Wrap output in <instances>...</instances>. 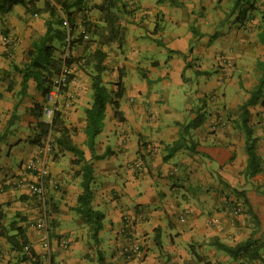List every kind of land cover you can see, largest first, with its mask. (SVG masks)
<instances>
[{
    "label": "crops",
    "instance_id": "0c3cea01",
    "mask_svg": "<svg viewBox=\"0 0 264 264\" xmlns=\"http://www.w3.org/2000/svg\"><path fill=\"white\" fill-rule=\"evenodd\" d=\"M46 1L35 5L42 10ZM113 2L125 6L120 12L125 32L121 46L104 47L120 70L110 73L113 66L106 64L102 74L118 103L117 111L106 106L94 141L93 154L103 159H93L85 145L91 73H73L56 103L57 110L62 98H71L64 126L93 170L91 205L104 216L99 245L93 247L97 259L88 256L90 232L73 211L81 191L79 167L71 164L75 157L57 150V158L47 157L42 145L49 140L39 126L44 120L39 107L46 103L42 89L34 77L23 85V74L15 69H24L50 13L32 15L19 5L0 13V225L24 227L31 248L28 261L19 263L25 255L0 237V264H260L231 258L214 245L233 247L253 235L263 244L264 258V198L255 195L264 185V88L259 103L249 108L262 168L252 178L243 175L247 155L239 113L228 114L239 112L258 83L256 62L264 61L259 28L243 29L226 19L222 6L229 0ZM102 3L84 1L81 25H102L97 10ZM223 54L232 61L228 77L217 68ZM119 80L122 95L115 99L112 84ZM197 116L203 121L193 127ZM26 164L46 177L50 238L37 227L40 210L26 187L36 172L25 170ZM240 203L244 214L237 215ZM124 217L131 220V238L139 246L130 258L122 254L128 244L121 232Z\"/></svg>",
    "mask_w": 264,
    "mask_h": 264
},
{
    "label": "trees",
    "instance_id": "16d2710c",
    "mask_svg": "<svg viewBox=\"0 0 264 264\" xmlns=\"http://www.w3.org/2000/svg\"><path fill=\"white\" fill-rule=\"evenodd\" d=\"M41 0H0V13H8L14 6H21L29 14H39L42 10L50 13L51 20L46 21V32L38 40L32 43V50L29 52V61L24 65V69L15 68L23 74V85L29 77H34L37 85L41 87L44 103L48 91L51 86V78L58 75L62 66L70 67L73 64L79 63L78 59L71 56V50L74 43L93 42L95 48L88 54L87 61L93 64L92 76V102L90 107L85 111V130L86 135L85 145L92 154L93 159H103L105 156H94V141L95 138L101 133L103 128V119L105 115L106 106L112 104L117 111L118 103L113 101L110 92L102 80V74L106 70L105 60L107 53L104 47L113 43L121 46L125 32V22L122 19L120 12L126 11L125 6L121 8L115 7L113 0H103V3L97 6L100 13V20L102 25L92 24L90 21L85 22L83 31L80 33L76 41H70L66 44L65 48H57L53 45L54 41L60 44L65 42L67 38L66 29L71 32L75 29L76 19L73 13L76 11L80 13L84 8L85 0H50L44 3V8L41 10L36 7V3ZM108 5H105L107 4ZM242 0H235L233 5V13L238 9ZM115 8V9H114ZM63 17H61V15ZM244 11H239L237 17L240 18ZM56 24L58 28H53ZM258 40L264 46V23L258 26ZM192 32L195 31L192 28ZM68 52H66V51ZM256 69L259 72V79L257 85L249 92L248 99L239 107V120L240 128L244 133V150L247 155L246 166L243 172L244 178L249 179L262 171L260 160L256 153L255 144L256 137L253 136V130L249 125L250 111L249 108L257 105L262 97V90L264 88V61L258 60L256 62ZM73 76H68V81L72 80ZM116 92L114 93L115 99H120L122 95V86L120 80L114 84ZM46 104V103H45ZM44 104V105H45ZM39 107L42 111L46 106ZM51 126H47L40 121L41 127L40 135L50 140L54 138L57 151L69 152L75 159L71 161L72 165L78 166L77 172L80 176L81 191L76 197V204L73 211L79 216L84 225L87 226L90 232V238L94 245H99V233L102 229L103 214L100 211L92 208L91 202L93 199V170L89 162L85 159L84 153L75 144H73L69 131L66 128H59V114L55 110ZM203 121L202 116H197L195 121L191 124L193 127L198 126ZM185 129V128H184ZM181 141L177 142L170 149L167 155L169 158L174 152L181 147ZM244 201L247 202L245 193L241 192ZM49 201L46 202V213L49 212ZM57 207L54 205L51 211H56ZM10 231L14 233L8 235ZM47 236L50 238V228H47ZM0 237L5 238L14 250L22 253L24 245H28L25 235V229L21 226H16L11 223L8 228L0 225ZM218 250L227 253L231 258L244 257L249 261H258L264 264V258L261 255L263 244L259 239L253 238V235L246 241L238 243L231 247L224 244H214ZM23 254V253H22ZM24 255V254H23ZM21 261H28L27 256H22ZM101 262V260H99ZM17 263V264H19Z\"/></svg>",
    "mask_w": 264,
    "mask_h": 264
},
{
    "label": "rangeland",
    "instance_id": "374dc122",
    "mask_svg": "<svg viewBox=\"0 0 264 264\" xmlns=\"http://www.w3.org/2000/svg\"><path fill=\"white\" fill-rule=\"evenodd\" d=\"M234 2H235V0H229V2H225L223 4V6H222V8H224L227 11L226 19H231L232 24H234V22H235L236 24H238V26L240 28H243V29H246V28L255 29L260 24L264 23V0H242V2L238 6V9H236V11H234V13H233L232 10H233V3ZM238 10L240 12L244 11V14L243 15L241 14L240 18L237 17ZM233 14H234V17H233ZM73 16L76 19V21H75V29L71 32V35H74L73 41H76L79 38L80 31L83 29V24L81 25V21L83 19H82V15L77 13L76 11L73 13ZM87 16H88V14L86 15V17ZM61 17H63V16L61 15ZM79 26H80V28H79ZM53 28H58V26L56 24H54ZM66 34H67V38L65 39L64 43L58 45V42L54 41V43L56 45H58L60 49L65 48L67 42L71 41L69 39V37H71V35H70V31L68 29H66ZM75 43L76 44H74V46H73V48L71 50V52H72L71 56H73L74 58H81V59H78L79 63H77L76 65L73 64L70 67H66L65 66L68 69V71H69V75L68 76H70V75L75 76V75H73V73H77L79 71H83L86 74H88V73L92 74L93 73V68H92L93 64H89L88 61H87V58H88V54L91 51H93V49H92V48H94V44H92L93 42L91 43V42L85 41L83 43H79L78 41H76ZM66 52H68V51H66ZM221 56H222V58L220 59V65H217L218 66L217 68L220 69L221 72H223L228 77V76H230L231 71H232V67H233L232 66V61L225 54H223ZM107 57L110 60H108L106 58L105 65L107 64L108 66H111V65L113 66V69L111 71L109 70L110 73H117L116 71L120 70L119 68H117V70H116V67H115V64H116V62H118V60L115 58V56H111L109 58L108 53H107ZM109 61H111V62H109ZM112 85H114V84H112ZM110 88H111V84H110ZM115 92H116V86L114 85V88L112 89L111 93L114 94ZM69 99L71 100V98H69ZM65 101H66V98H62L59 101V103H58L59 104V109H57V113L59 114V117H58V119H59L58 127L59 128H62V127L66 128L64 126V124L66 123V116H67V112L66 111L68 110V108L71 107L70 102L69 101L65 102ZM238 113L239 112L234 110V109L229 110L228 111L229 118L234 117ZM255 125L256 124L252 125V129L255 128ZM253 131H255V130H253ZM71 134H73V132L69 133V136H70V138L72 140ZM46 144L48 145V147L46 146ZM42 148L46 149L45 153L47 154V157H49V159L51 157L54 158V159L57 158L58 152L56 151L57 148L55 146V142H54V138L53 137L48 141V143H47V141H44V143L42 145ZM45 180H46V177H43L44 184H45ZM255 193H256L255 195L257 197H263L264 198V185H261V186L257 187L255 189ZM45 195H46V202H47L46 187H45ZM34 204H35L36 207L39 208V206L37 205L36 202ZM235 208H240V211L236 212ZM235 208H234L235 209L234 212L237 215L244 214L243 203H240L239 206H235ZM39 210H40V208H39ZM6 226L8 227L9 223ZM48 227L50 228V224L49 223L47 224V228ZM39 230H41V229H39ZM94 246H96V245L93 244V242H92V240L90 238V243H89V248H88V250H89L88 256H93V258L95 256L94 249H93ZM95 258L97 259L98 256L96 255ZM46 260L47 259L45 258V262H46Z\"/></svg>",
    "mask_w": 264,
    "mask_h": 264
},
{
    "label": "built area",
    "instance_id": "2783aa9c",
    "mask_svg": "<svg viewBox=\"0 0 264 264\" xmlns=\"http://www.w3.org/2000/svg\"><path fill=\"white\" fill-rule=\"evenodd\" d=\"M4 42H8L7 38L3 39ZM68 43V42H67ZM68 75L69 71L65 66H62L61 70L59 71V74L53 79L51 82L50 89L48 91L47 97H46V104L47 106L44 108L43 114H44V120L43 123L47 126H51L52 119L54 116V112L56 110V103L57 100L61 94V90L64 85L68 82ZM25 170L27 171H35V180H31L27 184V190L31 194V196L34 197L35 202L40 208V214L41 217L37 222V227L41 229L42 231H47V219H46V195H45V184L43 181L44 173L40 171L33 170L32 164H26ZM23 183V181L19 180L16 184L20 186ZM236 212L240 211V208H235ZM234 209V211H235ZM131 228H132V222L128 217H124L122 219V236L127 241L128 244L124 245L122 247V254L126 258H130L131 256L135 255L138 250L139 246L133 241L131 238ZM22 253L25 256H31V248L29 245H24L22 248Z\"/></svg>",
    "mask_w": 264,
    "mask_h": 264
}]
</instances>
